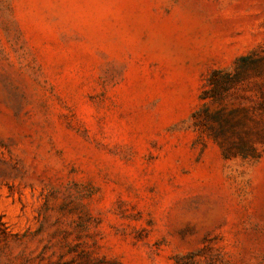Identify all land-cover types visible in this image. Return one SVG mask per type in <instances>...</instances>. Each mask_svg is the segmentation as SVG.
I'll use <instances>...</instances> for the list:
<instances>
[{"label":"rangeland","instance_id":"1","mask_svg":"<svg viewBox=\"0 0 264 264\" xmlns=\"http://www.w3.org/2000/svg\"><path fill=\"white\" fill-rule=\"evenodd\" d=\"M237 66L264 129V0H0V264H264V139L193 125Z\"/></svg>","mask_w":264,"mask_h":264},{"label":"trees","instance_id":"2","mask_svg":"<svg viewBox=\"0 0 264 264\" xmlns=\"http://www.w3.org/2000/svg\"><path fill=\"white\" fill-rule=\"evenodd\" d=\"M244 59L241 57V60ZM243 68L237 66L232 72L213 70L200 94V99L204 102L192 115L193 125L216 140L226 157L254 156L256 142L264 139V129L255 125L252 115L245 107H228L222 103L235 91Z\"/></svg>","mask_w":264,"mask_h":264}]
</instances>
